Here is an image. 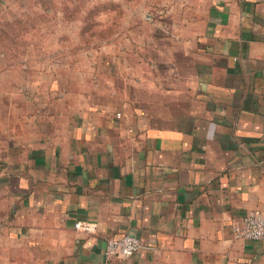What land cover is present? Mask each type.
Wrapping results in <instances>:
<instances>
[{"label": "crops", "instance_id": "1", "mask_svg": "<svg viewBox=\"0 0 264 264\" xmlns=\"http://www.w3.org/2000/svg\"><path fill=\"white\" fill-rule=\"evenodd\" d=\"M157 3L119 56L0 45V264H264L233 229L264 209V0Z\"/></svg>", "mask_w": 264, "mask_h": 264}, {"label": "rangeland", "instance_id": "2", "mask_svg": "<svg viewBox=\"0 0 264 264\" xmlns=\"http://www.w3.org/2000/svg\"><path fill=\"white\" fill-rule=\"evenodd\" d=\"M163 4L157 0H6L0 7V45L26 62L46 63L49 68L76 61L84 64L107 48L119 56L116 49L128 41L126 33L137 30L143 20L152 22L167 13Z\"/></svg>", "mask_w": 264, "mask_h": 264}, {"label": "built area", "instance_id": "3", "mask_svg": "<svg viewBox=\"0 0 264 264\" xmlns=\"http://www.w3.org/2000/svg\"><path fill=\"white\" fill-rule=\"evenodd\" d=\"M77 229L91 231L92 226L87 221L74 222ZM234 234L251 239H264V209L248 210L238 222L234 224ZM139 237L133 234H123L119 237H108L105 241L103 254L106 258H122L132 255L142 247Z\"/></svg>", "mask_w": 264, "mask_h": 264}]
</instances>
